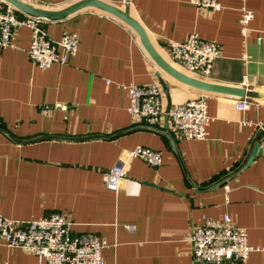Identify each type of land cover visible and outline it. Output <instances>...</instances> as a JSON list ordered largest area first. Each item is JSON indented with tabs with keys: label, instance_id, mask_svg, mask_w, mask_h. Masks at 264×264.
<instances>
[{
	"label": "crops",
	"instance_id": "crops-1",
	"mask_svg": "<svg viewBox=\"0 0 264 264\" xmlns=\"http://www.w3.org/2000/svg\"><path fill=\"white\" fill-rule=\"evenodd\" d=\"M60 9L81 0H24ZM132 15L163 52L192 33L221 46L211 83L264 92V0H217L221 9L191 0H103ZM254 13L242 35V9ZM49 36L80 38L67 65L37 67L29 58L32 30L18 29L14 45L0 50V215L20 221L66 213L77 233L105 243V264H199L188 241L206 218L229 215L264 248V155L226 186H214L247 157L264 127V100L250 110L239 97L205 92L212 118L205 140L184 139L167 116L153 130L128 111L126 85L159 84L166 109L200 91L166 73L137 33L120 19L88 8L47 24ZM261 39V43H259ZM245 54L248 57H245ZM264 141V132L259 136ZM137 146L161 151L160 168L134 160L119 192L106 188L105 173ZM0 264H39L19 248L0 246ZM248 264H264V251Z\"/></svg>",
	"mask_w": 264,
	"mask_h": 264
},
{
	"label": "built area",
	"instance_id": "built-area-1",
	"mask_svg": "<svg viewBox=\"0 0 264 264\" xmlns=\"http://www.w3.org/2000/svg\"><path fill=\"white\" fill-rule=\"evenodd\" d=\"M191 2L198 8L219 10L222 7L217 0ZM125 6H128L126 1ZM253 18L252 11L242 9L240 24L244 37L251 32ZM50 22L28 16L6 0H0V50L12 47L18 29L27 27L32 30L28 55L33 64L41 69L69 64L79 51L80 38L76 33L65 32L60 40L52 39L47 31ZM160 53L177 70L204 80L211 76L215 62L221 57V46L192 33L183 42H170L164 54ZM245 57L248 55L245 54ZM124 88L128 92V111L138 123L157 129L163 117L167 116L172 128L184 139L207 138V127L212 120L208 113L207 93L199 92L195 98L166 109L159 84L126 85ZM254 102L247 97L239 98L236 108L246 112ZM260 130L264 132V127ZM260 145L264 149V141ZM137 159L152 168H160L164 162L161 151L145 146L123 152L117 163L105 173L106 188L119 192L131 163ZM73 225L70 216L62 212L31 221L13 220L0 215V246L19 248L34 254L39 264H105V243L93 233L75 232ZM188 241L193 257L199 264H248L252 252L264 251V248L250 245L248 231L236 225L229 215L222 220L206 218L203 224L192 229Z\"/></svg>",
	"mask_w": 264,
	"mask_h": 264
},
{
	"label": "water",
	"instance_id": "water-1",
	"mask_svg": "<svg viewBox=\"0 0 264 264\" xmlns=\"http://www.w3.org/2000/svg\"><path fill=\"white\" fill-rule=\"evenodd\" d=\"M6 1L12 4L13 6H15L20 12L28 16L46 19L52 22L65 20L71 15L79 13L82 10L88 8H94L104 11L112 16H115L116 18L120 19L125 24H127L129 27H131L140 37L144 47L146 48L151 58L166 73H168L176 80L203 92L227 94L239 98L247 97L253 100H264V92L262 91L250 90L244 87H232V86L211 83L206 80L189 76L177 70L162 56V54L159 52V50L152 42L145 27L141 24V22L138 19H136L132 15L129 6H125L121 8L117 5H114L112 3L103 0H81L64 8L50 9V8L34 6L32 4L25 2L24 0H6ZM151 129L156 130L155 128H151ZM260 134H261V130L257 133L256 138L254 139L253 145L251 147V150L249 151L247 157L244 159L241 165L237 167L234 171H232L229 175H226L225 177L211 184L212 187L226 186L229 180L234 179L241 170L247 168L256 159V157L263 156L264 149L261 147L258 141Z\"/></svg>",
	"mask_w": 264,
	"mask_h": 264
}]
</instances>
